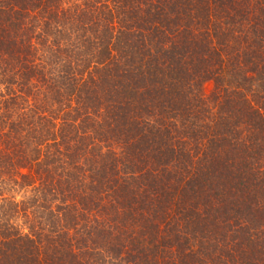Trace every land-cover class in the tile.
I'll use <instances>...</instances> for the list:
<instances>
[{
  "label": "trees",
  "instance_id": "1",
  "mask_svg": "<svg viewBox=\"0 0 264 264\" xmlns=\"http://www.w3.org/2000/svg\"><path fill=\"white\" fill-rule=\"evenodd\" d=\"M0 264H264V0H0Z\"/></svg>",
  "mask_w": 264,
  "mask_h": 264
},
{
  "label": "rangeland",
  "instance_id": "2",
  "mask_svg": "<svg viewBox=\"0 0 264 264\" xmlns=\"http://www.w3.org/2000/svg\"><path fill=\"white\" fill-rule=\"evenodd\" d=\"M213 89V84L212 83H207L206 86H205V92L207 95H209L211 93Z\"/></svg>",
  "mask_w": 264,
  "mask_h": 264
}]
</instances>
